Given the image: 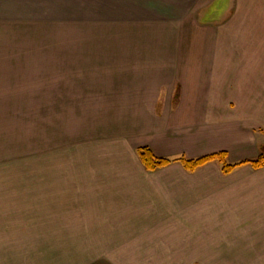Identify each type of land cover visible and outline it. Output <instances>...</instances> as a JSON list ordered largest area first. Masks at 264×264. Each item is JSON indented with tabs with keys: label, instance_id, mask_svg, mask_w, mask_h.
Wrapping results in <instances>:
<instances>
[{
	"label": "crops",
	"instance_id": "1",
	"mask_svg": "<svg viewBox=\"0 0 264 264\" xmlns=\"http://www.w3.org/2000/svg\"><path fill=\"white\" fill-rule=\"evenodd\" d=\"M113 3L129 15L106 23L104 11L83 18L81 33H53L66 44L52 50L50 71L29 70L40 81L52 76V105L77 107L67 122L92 121L83 130L90 151L67 162L53 185L51 232L79 234L91 249L113 253L79 264H264V167L242 164L226 174L213 161L189 172L175 161L147 171L138 156L141 147L173 160L226 151L237 164L260 156L264 0ZM5 45L0 37L4 91L6 73H14L6 72Z\"/></svg>",
	"mask_w": 264,
	"mask_h": 264
},
{
	"label": "rangeland",
	"instance_id": "2",
	"mask_svg": "<svg viewBox=\"0 0 264 264\" xmlns=\"http://www.w3.org/2000/svg\"><path fill=\"white\" fill-rule=\"evenodd\" d=\"M84 2V6L90 4V10H82L81 0L6 1L0 37L6 38V72L14 73H6V90L0 89V264H79L90 256L113 255L91 249L89 238L79 234L51 232L58 229L51 227L53 185L66 176L67 162L79 160L78 154L82 156L85 148L90 151L91 140L84 137L83 130L92 121L85 124L73 118L67 122L68 109L77 107L52 105V76L43 73L41 82L40 75L29 72L50 71L52 50L66 44L52 40L53 33L62 37L81 33L83 18L93 21L104 11L106 23L130 13L122 4L118 9L120 4L114 0ZM52 21L59 26L53 27ZM16 60L32 62L26 66L34 67L27 69L13 62ZM38 86L47 88L36 89ZM40 94L43 96L37 98ZM99 131L101 128L92 134Z\"/></svg>",
	"mask_w": 264,
	"mask_h": 264
},
{
	"label": "trees",
	"instance_id": "3",
	"mask_svg": "<svg viewBox=\"0 0 264 264\" xmlns=\"http://www.w3.org/2000/svg\"><path fill=\"white\" fill-rule=\"evenodd\" d=\"M138 156L147 171L158 170L160 168L169 166L175 161H179L180 163H182L184 168L189 172H194L197 169L205 166L209 162L213 161L221 163L222 170L226 174L232 172L236 167L242 164H251L256 169L264 167V146L261 147V154L258 158L253 160H246L237 164L228 163V153L226 151L205 155L197 159L182 157L178 160H173L169 158L158 157L149 147H141L138 149Z\"/></svg>",
	"mask_w": 264,
	"mask_h": 264
}]
</instances>
